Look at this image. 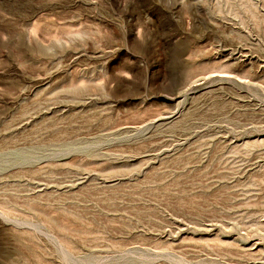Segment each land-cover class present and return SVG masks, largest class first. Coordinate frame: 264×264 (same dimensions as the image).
Wrapping results in <instances>:
<instances>
[{"label":"rangeland","instance_id":"rangeland-1","mask_svg":"<svg viewBox=\"0 0 264 264\" xmlns=\"http://www.w3.org/2000/svg\"><path fill=\"white\" fill-rule=\"evenodd\" d=\"M0 264H264V0H0Z\"/></svg>","mask_w":264,"mask_h":264}]
</instances>
